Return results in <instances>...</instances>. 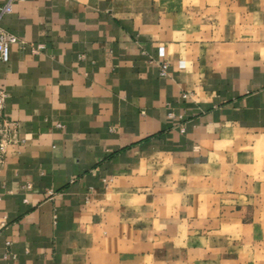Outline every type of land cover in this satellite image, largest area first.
Masks as SVG:
<instances>
[{
  "label": "crops",
  "instance_id": "1",
  "mask_svg": "<svg viewBox=\"0 0 264 264\" xmlns=\"http://www.w3.org/2000/svg\"><path fill=\"white\" fill-rule=\"evenodd\" d=\"M11 5L0 264H264V0Z\"/></svg>",
  "mask_w": 264,
  "mask_h": 264
},
{
  "label": "built area",
  "instance_id": "2",
  "mask_svg": "<svg viewBox=\"0 0 264 264\" xmlns=\"http://www.w3.org/2000/svg\"><path fill=\"white\" fill-rule=\"evenodd\" d=\"M12 11L11 0L7 3L0 4V19L3 15L9 14ZM19 40L16 35L7 31L0 26V62L6 63L10 59L11 47L18 44ZM160 74L162 76L167 75L168 65L165 61L159 62ZM186 97V94H182ZM7 98V92L0 86V165L5 162L6 156L10 153L14 146L23 143L20 128L15 120H13L7 114L5 110V103ZM173 117V114H169ZM181 131H183V125L179 124Z\"/></svg>",
  "mask_w": 264,
  "mask_h": 264
}]
</instances>
